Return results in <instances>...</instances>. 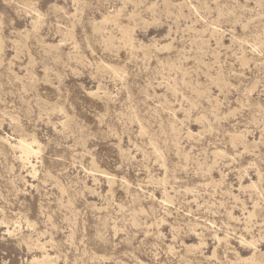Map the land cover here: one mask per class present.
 <instances>
[{
    "label": "rangeland",
    "instance_id": "rangeland-1",
    "mask_svg": "<svg viewBox=\"0 0 264 264\" xmlns=\"http://www.w3.org/2000/svg\"><path fill=\"white\" fill-rule=\"evenodd\" d=\"M0 264H264V0H0Z\"/></svg>",
    "mask_w": 264,
    "mask_h": 264
},
{
    "label": "bare ground",
    "instance_id": "bare-ground-1",
    "mask_svg": "<svg viewBox=\"0 0 264 264\" xmlns=\"http://www.w3.org/2000/svg\"><path fill=\"white\" fill-rule=\"evenodd\" d=\"M10 148H17L20 151V158L22 161H28L31 156L37 154L36 142L34 140L26 141L19 139L16 141V145H11L8 143Z\"/></svg>",
    "mask_w": 264,
    "mask_h": 264
}]
</instances>
